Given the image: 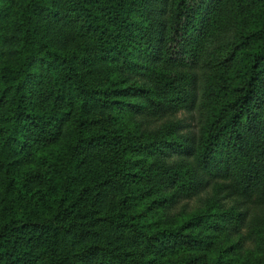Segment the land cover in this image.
<instances>
[{
	"label": "trees",
	"instance_id": "obj_1",
	"mask_svg": "<svg viewBox=\"0 0 264 264\" xmlns=\"http://www.w3.org/2000/svg\"><path fill=\"white\" fill-rule=\"evenodd\" d=\"M263 113L264 0H0V264H264Z\"/></svg>",
	"mask_w": 264,
	"mask_h": 264
},
{
	"label": "rangeland",
	"instance_id": "obj_2",
	"mask_svg": "<svg viewBox=\"0 0 264 264\" xmlns=\"http://www.w3.org/2000/svg\"><path fill=\"white\" fill-rule=\"evenodd\" d=\"M93 113L95 115H98L99 111L93 112ZM176 115L177 117H180L183 122L186 123L183 129H189L190 124H191L192 114L190 112L180 111ZM263 116H264V113H263ZM243 145L244 143H242V146ZM219 182L221 181H219L217 178H213V179L210 178L209 186L205 191L201 192L200 194L196 196L189 197L183 200L180 204L184 206L186 211H195V210L199 211V210H204L207 207L214 211L215 210H225L226 211L229 209L236 208L235 207L236 204L234 203L232 196L228 195L227 188L224 187V186L227 187L228 182H224L225 185L221 184V188H218L217 192H214L215 191L214 189L217 188V185L219 184ZM117 193H118V187L115 183H108L100 189L99 195L96 199V206L102 213H105L107 212V210H112L114 208L115 198H116ZM251 198L255 201L264 200L260 196L259 192L257 194H253ZM107 231L102 236L104 237L109 236L110 234ZM122 239L120 240V245L127 246L126 240L125 239L122 240ZM63 244L65 248L67 249V251L71 250L69 246L68 237L63 238ZM214 245H220V241L216 240L214 242ZM233 252L237 254L238 252L240 253V251H237L235 248L233 249Z\"/></svg>",
	"mask_w": 264,
	"mask_h": 264
}]
</instances>
